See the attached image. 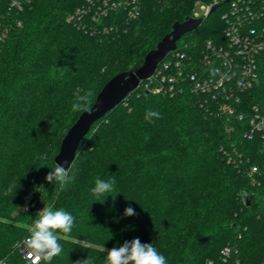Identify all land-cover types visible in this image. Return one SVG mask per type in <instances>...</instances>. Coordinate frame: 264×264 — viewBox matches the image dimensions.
Returning <instances> with one entry per match:
<instances>
[{"label": "trees", "instance_id": "trees-1", "mask_svg": "<svg viewBox=\"0 0 264 264\" xmlns=\"http://www.w3.org/2000/svg\"><path fill=\"white\" fill-rule=\"evenodd\" d=\"M13 1L0 0V261L33 264L15 244L51 205L75 217L51 264H105L104 248L135 238L168 264H264L261 135H245L247 120L227 133L225 118L189 89L153 93L142 81L82 139L74 181L60 188L45 179L82 113L71 110L77 89L93 91V106L113 76L137 70L176 21L193 16L198 0H138L137 15L122 6L97 21L92 12L70 19L88 0ZM223 12L204 17L176 49L198 57L208 39H223ZM244 103L264 111V50ZM149 109L160 118L145 120ZM98 176L116 181L102 202L90 191ZM129 206L136 214L126 217Z\"/></svg>", "mask_w": 264, "mask_h": 264}, {"label": "built area", "instance_id": "built-area-1", "mask_svg": "<svg viewBox=\"0 0 264 264\" xmlns=\"http://www.w3.org/2000/svg\"><path fill=\"white\" fill-rule=\"evenodd\" d=\"M137 1L88 0V5L77 9L70 19L92 12V20L97 21L122 6L130 7L129 13L135 16L140 8ZM12 6L21 7V1L14 0ZM220 6L224 8L223 39H208L198 57L173 50L168 54V61H162V67L159 65L156 72L144 80L145 87L153 93L171 96L189 89L202 96V102L215 115L225 118L227 133L233 129L235 120H247L245 135L260 134L264 144V111L258 105L248 111L244 103V95L258 77V56L264 50V0H211L207 3L198 0L192 17H207L214 7L217 10ZM256 172L255 166L249 170L250 175ZM25 238L16 242L15 248L23 258L39 264L43 260H36L24 251ZM229 251L225 249L226 254ZM0 264L6 263L0 261Z\"/></svg>", "mask_w": 264, "mask_h": 264}, {"label": "clouds", "instance_id": "clouds-1", "mask_svg": "<svg viewBox=\"0 0 264 264\" xmlns=\"http://www.w3.org/2000/svg\"><path fill=\"white\" fill-rule=\"evenodd\" d=\"M93 91L91 89H77L71 105L72 112L92 113ZM152 118L159 119L160 113L147 110L145 120L152 122ZM65 164L68 162L65 161ZM71 164L66 168L64 164L55 163L45 179L47 182L57 183L60 188L74 181L70 176ZM115 177L108 180L96 177L91 194L96 197L94 201H103L107 195L114 191ZM103 197L101 200L100 198ZM38 218L33 221L29 235L23 240L24 251L36 260H43L46 264L63 253L61 239L67 240L75 226V217L64 208L55 209L51 205L39 211ZM134 209L129 206L124 210V216H134ZM106 252L105 264H168L167 258L162 255L152 243H142L139 238L125 241L122 246L103 249ZM76 264H93L91 258L76 261Z\"/></svg>", "mask_w": 264, "mask_h": 264}, {"label": "water", "instance_id": "water-1", "mask_svg": "<svg viewBox=\"0 0 264 264\" xmlns=\"http://www.w3.org/2000/svg\"><path fill=\"white\" fill-rule=\"evenodd\" d=\"M214 7L212 11L216 10ZM204 18L190 17L183 22L176 21L173 29L167 33L150 50L143 64L135 71H124L113 76L98 93L92 106V113H81L75 123L63 137L55 163L64 164L67 168L75 161L78 147L82 139L90 132L93 125L104 117L111 109L118 105L131 91L135 90L142 81L150 78L168 54L176 49L177 42L186 33L198 29ZM68 163L65 164L64 162ZM32 201H30V205Z\"/></svg>", "mask_w": 264, "mask_h": 264}]
</instances>
